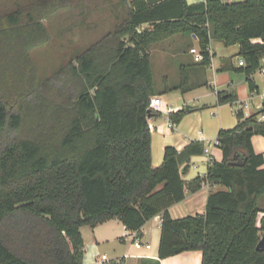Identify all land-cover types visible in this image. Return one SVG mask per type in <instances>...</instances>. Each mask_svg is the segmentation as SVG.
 Masks as SVG:
<instances>
[{
  "label": "trees",
  "instance_id": "obj_1",
  "mask_svg": "<svg viewBox=\"0 0 264 264\" xmlns=\"http://www.w3.org/2000/svg\"><path fill=\"white\" fill-rule=\"evenodd\" d=\"M127 5L128 17L113 33L46 83L26 58L40 15L17 10L0 18V264H84L82 226L118 218L134 232L158 215L159 258L144 261L161 264L201 250L202 264H264V250L258 249L264 153L252 142L254 135L264 136V120L238 110V124L217 135L222 159L210 157L206 173L190 181L184 175L205 144L194 140L182 151L168 145L163 162L154 166L149 121L157 94L150 47L176 34L198 37L203 66L211 62L212 39L239 44L242 71L251 91L259 92L251 76L264 60V0ZM143 25L148 26L139 31ZM189 82L183 68L180 83L167 84L163 93L186 91ZM236 99L220 94V102ZM26 108L32 110L29 118ZM186 111L173 113L174 121ZM239 159L245 164L231 163ZM208 181L226 189L209 195L206 212L173 218L170 207L184 200L186 188L195 192Z\"/></svg>",
  "mask_w": 264,
  "mask_h": 264
},
{
  "label": "crops",
  "instance_id": "obj_2",
  "mask_svg": "<svg viewBox=\"0 0 264 264\" xmlns=\"http://www.w3.org/2000/svg\"><path fill=\"white\" fill-rule=\"evenodd\" d=\"M187 1L190 4H194L206 0ZM223 1L231 3L242 0ZM189 35L191 38L190 53L194 54L191 49L196 48L200 50L199 39L195 35ZM174 36L170 37L169 39L173 38ZM171 46L172 45H168V48ZM209 49L211 53V62L209 65L203 66L199 63V61H195L194 63L183 64L181 66V73L184 68L189 72L190 76V82L187 85L188 88L186 91L177 89L163 93L166 88L165 87L161 89V91L156 90L157 94L155 95H163L165 100L168 101L172 107L177 108L178 111L190 103L196 104L194 106L196 107L195 110H198L201 104L207 103L206 105L212 107L210 110L212 117H209V115L205 116L203 114H199L196 117L192 115H184L178 122H182V120L185 119L183 122V128L185 130H189L186 124L191 122L200 128H198L191 135L185 130H182L183 132L181 133H183L184 136L183 140L180 142L181 144H176L174 138H170L161 132L160 129L164 126V121L163 117L160 115L163 114L154 113L152 118L149 120L151 127L154 130L153 132L157 133L158 135V139H156V141L158 143V147L160 148V150L158 149V151H156V162H154V165H160L163 162L164 150L168 145H173L179 151H182L192 141L199 140L205 144L206 148L208 147L210 149L209 153L205 152L208 155V158L206 157L205 159L200 160V155L192 156L188 171L184 175V179L186 181H190L196 178L198 175H204L208 169L210 157H214L217 160L222 159L223 152L221 148L216 145L209 146V142L213 141L217 137L220 129H228V127L233 128L238 124L239 120L236 116L238 110H242L246 117L258 113L259 120H264V112L260 113L263 108L264 100V87L261 84L264 82V60L262 67L254 72L251 76V78L259 85V92L253 93L249 86L248 76L244 71H242V68L245 66L240 64V59L243 58V56L240 54V45L234 44L227 46L223 42L212 39ZM180 92L182 95H179ZM221 93L235 94L237 99L232 102H220ZM170 94H178V101L181 102V100H183L185 104L183 106L182 104H177V102L174 104V102H172L168 97ZM226 110L232 112L234 116L227 118L225 114ZM166 120L168 121L167 116ZM252 142L254 149L257 152L264 153L263 135H254L252 137ZM223 189H226V187L221 184H215L209 181L205 182L204 185L195 192L189 191V188L187 187L186 197L184 200L171 206L170 213L173 218H182L188 215L205 213L207 210V201L209 195L212 192ZM259 205L261 208L259 224H261V219L264 217V196L260 198ZM161 218L162 217L159 215L148 222H151L152 228L147 229L148 223L144 226V229L147 231V233L144 234L143 241L145 243H149L151 245L150 248L135 247L132 244V236L129 234L130 231L126 229L123 222L118 218L100 223L95 227L91 226V241L87 239L81 228L85 240L84 264H97L100 262L101 256L104 254L107 255L109 260L125 258V264H154L153 261H144V259L159 258L158 252L162 230L160 221ZM115 242H119L118 244H121L122 249L119 251L115 250L114 254L111 255L104 249V245L116 244ZM155 248L156 250L152 251ZM202 259L203 253L201 250H191L161 259L160 262L161 264H202Z\"/></svg>",
  "mask_w": 264,
  "mask_h": 264
},
{
  "label": "rangeland",
  "instance_id": "obj_3",
  "mask_svg": "<svg viewBox=\"0 0 264 264\" xmlns=\"http://www.w3.org/2000/svg\"><path fill=\"white\" fill-rule=\"evenodd\" d=\"M17 10L22 11L23 14L35 10L38 16L40 15L35 21L34 45L26 52V58L31 72L43 83L50 80L54 82L56 76L63 73L71 63H76L79 54L85 52L108 34L113 33L125 21L129 13L127 0H0V18ZM146 27L147 25L141 26L139 31ZM168 45L172 46L168 48ZM190 45L189 34H178L150 47L157 91H161L167 84L180 83L182 79L181 66L196 61L195 54L190 53ZM58 84L62 86L63 83L60 81ZM261 84L264 87V82ZM179 95L182 93L180 92ZM168 97L174 104L176 102L182 106L185 104L183 100L178 101V94H170ZM206 104H201L198 110L186 111L185 116L196 117L203 114L212 117L210 114L212 107L208 105L204 107ZM190 105L195 106L196 104L190 103ZM31 111L28 108L23 110L24 116L29 118L28 116L32 114ZM225 114L227 118L234 116L229 110H226ZM160 116L164 121V126L160 129L161 132L174 138L176 144H181L184 136L181 132L185 130L183 128L185 119L182 122L175 121L176 128L171 129L167 126L166 116L164 114ZM186 126L189 130L185 131L190 135L200 128L193 122L187 123ZM157 136V133L153 132L154 162H156V151L160 150L156 141ZM206 157L208 158V155L204 153L200 155L199 159L202 160ZM149 228H152L151 222L148 223L147 229ZM82 230L87 239L91 241V226L84 225ZM115 243L104 245V249L111 255L115 250L122 249L119 242ZM155 250L156 248L152 251Z\"/></svg>",
  "mask_w": 264,
  "mask_h": 264
},
{
  "label": "built area",
  "instance_id": "obj_4",
  "mask_svg": "<svg viewBox=\"0 0 264 264\" xmlns=\"http://www.w3.org/2000/svg\"><path fill=\"white\" fill-rule=\"evenodd\" d=\"M148 26V25H147ZM141 31V30H140ZM191 51L195 54V59L196 61H201L203 60L204 56L202 54V52L196 48H192ZM240 64L241 65H246L245 59L241 58L240 59ZM149 109L152 112V116L154 115V113L156 114H164L168 117V123L167 126L171 129H175L176 128V122L174 121L172 114L177 112L178 109L172 107L168 101L165 100L163 95H153L151 97V101H150V106ZM152 116H150L149 120L152 118ZM264 118V115H263ZM218 144V139L217 137L213 140L209 142V146H217ZM205 152L209 153L210 149L207 147L205 148ZM204 185V184H203ZM159 216V215H158ZM161 223H162V218L160 219ZM147 233V231H145L144 227L141 228L140 231H134L131 232L130 231V235L132 236V244L137 247V248H142V247H147L150 248L151 245L149 243H145L143 241V236L144 234ZM110 260L108 259L107 255H102L101 256V260L100 262H98L97 264H104L106 262H109Z\"/></svg>",
  "mask_w": 264,
  "mask_h": 264
},
{
  "label": "water",
  "instance_id": "obj_5",
  "mask_svg": "<svg viewBox=\"0 0 264 264\" xmlns=\"http://www.w3.org/2000/svg\"><path fill=\"white\" fill-rule=\"evenodd\" d=\"M127 2H129V0H127ZM185 109L188 112H192V111H194L196 109V107L188 104V105L185 106ZM150 116H152V113L150 114ZM231 163L234 164V165H244L245 164V160L239 159V160H236V161H232ZM258 249L264 250V233H263V236H262L260 242L258 243Z\"/></svg>",
  "mask_w": 264,
  "mask_h": 264
}]
</instances>
